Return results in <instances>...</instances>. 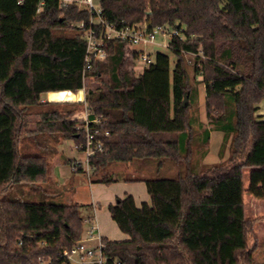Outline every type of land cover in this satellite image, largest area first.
Masks as SVG:
<instances>
[{
  "label": "trees",
  "instance_id": "trees-1",
  "mask_svg": "<svg viewBox=\"0 0 264 264\" xmlns=\"http://www.w3.org/2000/svg\"><path fill=\"white\" fill-rule=\"evenodd\" d=\"M100 2L108 22L182 28L184 37L173 36L168 45L174 66L168 53L156 51L135 73L138 51L110 39L107 56L83 75L85 9L62 0H0V264H69L61 253L82 237L93 206L32 196L50 189L47 149L24 152L21 146L25 137L79 144L81 121L69 117L84 105L90 117L102 116L104 146L88 157L90 180H143L150 197L137 206L124 193L108 204L129 238L101 237L106 264H252L255 219L244 214L243 170L249 168L247 192L264 198V119L256 114L264 101V0ZM185 52L201 63L194 68L204 83L207 122L230 135L228 156L198 171L191 162L195 85ZM85 80L91 83L84 100L40 101L46 91H75ZM32 114L40 119L30 125ZM202 131L206 143L209 129ZM142 160L157 169L169 163L178 172L121 176Z\"/></svg>",
  "mask_w": 264,
  "mask_h": 264
},
{
  "label": "rangeland",
  "instance_id": "rangeland-1",
  "mask_svg": "<svg viewBox=\"0 0 264 264\" xmlns=\"http://www.w3.org/2000/svg\"><path fill=\"white\" fill-rule=\"evenodd\" d=\"M166 39L167 37L161 34L156 35L155 44H149L146 46V51L151 53V56L155 54L156 51H163L169 54L170 57V67L172 68L174 66V62L176 60V57L171 53L168 47L163 46L160 42L162 40ZM142 50V49H140ZM145 50V49H144ZM184 61L186 64V68L188 71V75L190 77V80L195 85L194 94H192V97L190 99L192 103V115L194 119V130L195 134L200 131V129L203 126H206L209 131H211V142L207 145V153L205 156H200L196 152L198 148H201L203 146V142L200 140H194L193 146V156H192V165L195 170H201L205 168L209 163L213 161H219L224 159L228 156L229 153V138L230 135H228L226 138L224 137V134L221 130H217L214 128L210 122H207L206 117V111L204 106V83L200 80L201 79V73L195 71L196 67H201L200 61L195 62V55L190 52L184 53ZM197 63H200L197 65ZM144 68V65L142 64H136L135 65V73L142 72ZM201 71V70H200ZM91 82L85 80L83 87L86 91L88 85ZM77 93L78 97L83 96V88H80L78 90L74 91ZM45 96V94L43 95ZM75 96V98L77 97ZM260 103V102H259ZM258 104V103H257ZM256 104V106H257ZM258 108V107H257ZM257 114V111H256ZM202 133L204 131L199 132L198 135L196 134L195 137L201 139ZM55 139L48 138L47 140H36L33 137H25L23 140V144L21 146V150L24 152H40L45 151L47 149V158H48V165L50 171L58 177L57 174V167H56V158L54 156V151L51 149L54 143ZM68 143L70 146H72V141L68 140ZM42 146V147H40ZM73 147V146H72ZM72 151H75L77 153L78 151L71 148ZM76 155H79L82 161V164L84 166V170H81V168H77L75 171L82 172L79 174H76V179L68 180V179H56L54 177H51V183L48 188H50L47 192H38V193H32V196L37 194L38 199L43 201H54V202H78L80 204H88L91 201V182L90 178L88 177V173L90 171V168L87 169L86 161L84 154L82 152H78ZM202 159L205 161H210L208 163H202ZM197 162V163H196ZM168 165V166H167ZM182 167V166H181ZM178 172V169L176 166H170L169 163L166 164L164 167L156 168L154 161H141V167L134 168L133 171L127 170L122 172V177L130 176L131 174H135L138 176H149V177H173L176 176ZM247 177V173H245ZM56 179V180H55ZM248 187V179L245 180V190ZM14 189V187H13ZM243 206H244V214L245 218L249 219H255L254 228H253V235L258 236L256 238L259 239V241L255 240V244L257 247V250L255 251V260H259V263L264 262V198H257L250 192H247V190L244 193L243 196ZM83 214L86 212L84 207H82ZM89 228V225L87 222L83 224V234L82 237L86 235V229ZM81 237V238H82ZM80 238V239H81ZM89 244L95 245L96 239L89 241ZM253 243V241H251ZM257 242V243H256ZM252 254V255H253ZM254 260V255H253ZM48 261L45 260L44 263L46 264ZM75 264H91V263H75ZM262 264V263H261Z\"/></svg>",
  "mask_w": 264,
  "mask_h": 264
},
{
  "label": "built area",
  "instance_id": "built-area-1",
  "mask_svg": "<svg viewBox=\"0 0 264 264\" xmlns=\"http://www.w3.org/2000/svg\"><path fill=\"white\" fill-rule=\"evenodd\" d=\"M101 0H62L64 4L73 3L78 9H85L89 16L90 22L87 29L82 35V39L86 43L84 64L82 74L92 67V62L96 59H104L107 56L106 41L110 39H120L130 44L132 47L137 45L155 44L157 34L167 37L160 43L168 47L169 41L173 36L180 38L184 37L182 28L170 24L149 25L146 22H137L134 24H116L108 22L103 17L101 9ZM79 27H83L84 23L81 21L77 23ZM136 64H142L144 67L148 66L154 61V55L146 50H137ZM200 63H197L199 65ZM84 116L78 117L77 120L81 123L75 126L78 130H83V141L79 144L75 143V149L82 152L85 157L87 169L88 157L95 151L103 149V140L100 137V126L102 125V116L90 117V111L85 105ZM104 135H108V131L104 130ZM76 168V165H75ZM96 227L89 226L86 229V236L82 237L74 243L70 249H64L61 256L64 262L69 264L75 263H91V264H106V257L103 254V242L99 235H95ZM96 239V244H89V241ZM118 264V263H116Z\"/></svg>",
  "mask_w": 264,
  "mask_h": 264
},
{
  "label": "crops",
  "instance_id": "crops-1",
  "mask_svg": "<svg viewBox=\"0 0 264 264\" xmlns=\"http://www.w3.org/2000/svg\"><path fill=\"white\" fill-rule=\"evenodd\" d=\"M147 45H137L133 48L135 50L145 49L146 50ZM83 88V96L78 97L77 93H75L73 90L70 89H63V90H49L40 95V101L41 102H60V101H81L84 100L85 90ZM45 94V96H43ZM75 96H77L75 98ZM205 97V92H204ZM257 115L260 117V119H264V101L257 104ZM86 110L85 105L84 108L74 113L72 116L69 117V119H78V117L84 116ZM40 119L39 115L32 114L29 118V124L33 125L35 122H37ZM199 132H202V128ZM198 132V133H199ZM198 133H196L198 135ZM196 136V135H195ZM204 136V133H202V137ZM196 140L200 141L201 139L195 137ZM194 138V140H195ZM68 140L72 141V146L68 143ZM211 142V131H209V140L206 143H203V146L201 148L197 149L196 156L199 154L200 156H205L207 153V145ZM55 145L51 148L54 151V156L56 158V167H57V174L58 177H56L51 171L50 176L54 177L56 179H76V174L82 173L75 171L77 168H75V165H79L81 167V170H84V166L81 161V157L79 155H76L75 151H72L71 148L75 149V141L73 139H56L54 141ZM76 150V149H75ZM194 151V148H193ZM193 156V154H192ZM192 162V159H191ZM210 161H205L202 159V163H208ZM197 163V162H196ZM213 163V161L211 162ZM141 167V166H139ZM138 167V168H139ZM194 168V167H193ZM130 171H133L134 168L129 165L128 169ZM126 170V171H127ZM124 172V171H122ZM249 168L243 170L244 174V190H245V180L248 179L249 183ZM247 173V177L245 175ZM144 177V176H141ZM55 179V180H56ZM91 182V201L90 204L93 206V214L89 218H85V222L88 223L89 226L94 225L96 227L95 235H99L100 237H107L112 240H125L129 238V235L123 231H121L114 220L111 218L109 210L107 208L108 204L113 203L116 199V197L122 196L124 193H129L133 196L135 204L137 206H140L141 202L147 201L149 202V194L146 189V184L143 180H136V181H124L123 179L111 182L109 184L103 183V182ZM246 191V190H245ZM86 236V235H85ZM83 236V237H85ZM258 236H256L257 238ZM259 241V239H257ZM256 240V241H257ZM90 243V242H89ZM257 243V242H256ZM257 247V246H256ZM259 248V247H257ZM255 248L254 252L257 250ZM254 260L252 264H264V262L259 263V260H255V254Z\"/></svg>",
  "mask_w": 264,
  "mask_h": 264
},
{
  "label": "water",
  "instance_id": "water-1",
  "mask_svg": "<svg viewBox=\"0 0 264 264\" xmlns=\"http://www.w3.org/2000/svg\"><path fill=\"white\" fill-rule=\"evenodd\" d=\"M187 105V94L184 95L183 97V106Z\"/></svg>",
  "mask_w": 264,
  "mask_h": 264
}]
</instances>
